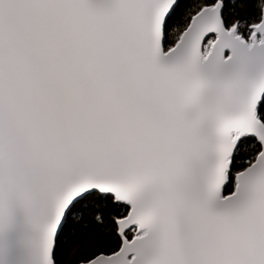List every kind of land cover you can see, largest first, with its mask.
Wrapping results in <instances>:
<instances>
[{
    "label": "snow or ice",
    "instance_id": "obj_1",
    "mask_svg": "<svg viewBox=\"0 0 264 264\" xmlns=\"http://www.w3.org/2000/svg\"><path fill=\"white\" fill-rule=\"evenodd\" d=\"M0 264H264V0H0Z\"/></svg>",
    "mask_w": 264,
    "mask_h": 264
}]
</instances>
